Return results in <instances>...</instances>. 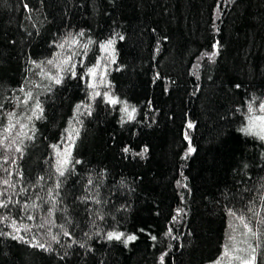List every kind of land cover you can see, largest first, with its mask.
Returning a JSON list of instances; mask_svg holds the SVG:
<instances>
[{
    "label": "trees",
    "instance_id": "16d2710c",
    "mask_svg": "<svg viewBox=\"0 0 264 264\" xmlns=\"http://www.w3.org/2000/svg\"><path fill=\"white\" fill-rule=\"evenodd\" d=\"M261 105L264 0H0V264H264Z\"/></svg>",
    "mask_w": 264,
    "mask_h": 264
},
{
    "label": "rangeland",
    "instance_id": "374dc122",
    "mask_svg": "<svg viewBox=\"0 0 264 264\" xmlns=\"http://www.w3.org/2000/svg\"><path fill=\"white\" fill-rule=\"evenodd\" d=\"M252 128L262 131V125L257 121L253 122ZM232 238L233 240L238 239L239 248L235 250L236 255L231 254L233 253L232 251L228 252V249H225L224 254L214 264H247L251 260V257L255 256L258 243L256 235L251 229L240 232L238 237L237 235H233Z\"/></svg>",
    "mask_w": 264,
    "mask_h": 264
},
{
    "label": "snow or ice",
    "instance_id": "6c2138e0",
    "mask_svg": "<svg viewBox=\"0 0 264 264\" xmlns=\"http://www.w3.org/2000/svg\"><path fill=\"white\" fill-rule=\"evenodd\" d=\"M111 43H112V41H109V44H111ZM213 55H215V53H213ZM49 63H51V61H49ZM90 71H92V70H90ZM56 83H60V80L57 79ZM111 103L115 104V103H117V101L113 99V100H111ZM261 108L264 109V105H261ZM257 119L264 121V117H258ZM189 127H192V125L189 124ZM251 130H252L251 128L244 129L245 132H250ZM262 138H264V137H262ZM17 150L19 151V149H17ZM125 151H127V149H125ZM64 163H66V161ZM57 170L60 171L61 174H63V171H62L61 168L58 167ZM3 183L4 184H8L9 181L8 180H4ZM0 207H6V203H0ZM13 227H15V224H13ZM17 231H18V229H17ZM122 235H123L122 233H109L108 239H110V240L111 239L120 240ZM53 239H55V237H53ZM135 239H136V236H134V235L127 237L128 241H132V240H135ZM153 239H155V237H153ZM38 246L39 247H43V245H38ZM253 251H255V250L253 249ZM161 259L163 260V257H161ZM255 259H256V257L253 255L251 257V260L248 261L247 264H254Z\"/></svg>",
    "mask_w": 264,
    "mask_h": 264
}]
</instances>
